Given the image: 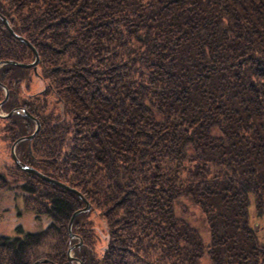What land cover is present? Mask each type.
<instances>
[{"label":"trees","instance_id":"obj_1","mask_svg":"<svg viewBox=\"0 0 264 264\" xmlns=\"http://www.w3.org/2000/svg\"><path fill=\"white\" fill-rule=\"evenodd\" d=\"M0 12V264H264V0Z\"/></svg>","mask_w":264,"mask_h":264},{"label":"water","instance_id":"obj_2","mask_svg":"<svg viewBox=\"0 0 264 264\" xmlns=\"http://www.w3.org/2000/svg\"><path fill=\"white\" fill-rule=\"evenodd\" d=\"M0 16L3 18V20H4V22L6 23L7 27H8L13 33H15L14 30H13V28L11 27V24H10L8 18H7L6 16H4L1 12H0ZM15 34H16L20 39L24 40L25 42H27L29 45H31V46L34 48L35 53H36V59L33 60V61H31V62H24V61H19V60H15V59H7V60H2V61H0V65H1L2 63L9 62V63L19 64V65H23V66H34L35 69H36V68H37V64H38V62H39V52H38L37 48H36L35 46H33V44L31 43V41H29V40H28L27 38H25L24 36H21V35H19V34H17V33H15ZM4 87H5V90H6V96H5L4 100H3L1 103H3V102L7 99L8 95H9L8 87H7L6 85H4ZM1 103H0V104H1ZM17 109H19V108H14V109L11 110L10 112H7V113H5V114H3V115L11 114V113H13L15 110H17ZM27 113L29 114V112H27ZM36 124H37V125H36V129H35L32 133H30V134H26V135H22V136L18 137V138L13 142V144H12V154H13V157H14L15 160H16V161L22 166V168H24V169H26V170H31V171H33V172L39 174L40 176L44 177L45 179L49 180L50 182H53V183H55V184H58V185H61V186L65 187V188H68V189L74 190V191H76L77 193H79V194L85 199V197L81 194V192H80L78 189H76V188H74V187H71L69 184H67V183H65V182H63V181H61V180H59V179H57V178H55V177H52V176H50V175H47V174L41 172L40 170H38L37 168L33 167V166L30 165V164H23V163H21V161L19 160V158H18V156H17V154H16V151H15L16 144H17V142H19V141L22 140V139L33 137V136L36 134V132L38 131L39 127H40V122H39L38 119H36ZM85 200H86V206L81 207V208H78V209L73 213V216H72L71 219H70V222H69V230H70V231H71L72 223H73V221H74L75 216H76L78 213H80L81 211H86V210H89V209L91 208L90 203L87 201V199H85ZM71 234H72V233H71ZM70 251H71V248H70ZM69 256H70V258H71V254H70ZM41 261H45V259H38V260H36L33 264H37V263H39V262H41ZM79 264H82V262H81L80 260H79Z\"/></svg>","mask_w":264,"mask_h":264},{"label":"rangeland","instance_id":"obj_3","mask_svg":"<svg viewBox=\"0 0 264 264\" xmlns=\"http://www.w3.org/2000/svg\"><path fill=\"white\" fill-rule=\"evenodd\" d=\"M35 68V67H34ZM37 69V68H36ZM28 82H24L23 83V88L27 91V92H37L38 90H40L42 88V86L44 85V81L37 77V76H33L32 79H31V82L29 85H27ZM5 88V87H4ZM6 92V90H5ZM4 100V98L2 100H0V103ZM2 104V103H1ZM1 104H0V107H1ZM18 110V109H17ZM7 113V111L3 110L0 108V114L3 115ZM0 124H5L4 122H0ZM3 135H0V148L3 149L2 152L5 151V154H7L9 151H8V147H7V144H5V142L3 141ZM86 206V205H84ZM84 206H81V207H84ZM80 207V208H81ZM252 223L255 225L256 224V230L259 231L260 233H264V217H261V218H257L253 215L254 213V209L252 207ZM31 216H33L32 213H27L26 214V220H27V223H29L30 225V221H31ZM200 221V220H199ZM70 222V221H69ZM73 224V223H72ZM3 225V224H1ZM71 232H72V228H71ZM204 236L208 237V232H206V230H204ZM70 248H71V251H70ZM69 248L68 250V254L70 255L71 254V258L69 256L70 259H74V252H73V249H74V245H72L71 247ZM205 261H207V259H204Z\"/></svg>","mask_w":264,"mask_h":264}]
</instances>
